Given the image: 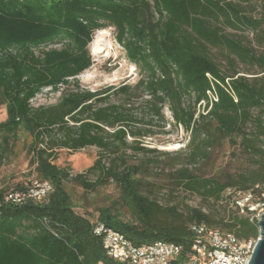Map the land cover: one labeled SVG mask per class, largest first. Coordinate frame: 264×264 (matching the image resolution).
Instances as JSON below:
<instances>
[{"label": "trees", "instance_id": "16d2710c", "mask_svg": "<svg viewBox=\"0 0 264 264\" xmlns=\"http://www.w3.org/2000/svg\"><path fill=\"white\" fill-rule=\"evenodd\" d=\"M108 26L126 58L146 75L134 85L94 91L75 80L56 103L32 106L43 88L59 91L92 64L88 45L97 30ZM212 48L221 52L224 64ZM211 88L218 99L202 106ZM135 89L149 96L153 117L165 121L166 105L173 124L190 133L189 161L207 158L208 150L225 139L250 161L243 170L218 177H201L184 167L176 172V185L226 207L227 188L259 195L264 183V0H0V104L6 109L0 121V162L21 133H28L36 174L52 185L41 203L18 205L4 202L3 195L24 186L0 189V264H122L106 254L94 232L96 219L74 209L68 180L90 190L114 182L132 218L124 220L106 207L99 221L136 245L156 240L180 245L174 264L192 252L193 223L239 238L258 236L256 223L228 207L222 216L187 205L179 210L142 192L146 162L129 163L123 151L157 152L137 139L134 145L127 141V136L152 131L136 129L139 119L131 107L109 101L111 92L129 100ZM86 146L102 154L120 151L107 164L103 155L93 161L87 171L97 173L94 181L52 161L56 148Z\"/></svg>", "mask_w": 264, "mask_h": 264}, {"label": "rangeland", "instance_id": "374dc122", "mask_svg": "<svg viewBox=\"0 0 264 264\" xmlns=\"http://www.w3.org/2000/svg\"><path fill=\"white\" fill-rule=\"evenodd\" d=\"M104 29L110 34L117 50V57L94 60L91 55L92 64L87 69L75 78H70L69 84L62 85L59 91H51L48 87L43 88L31 100L32 106L37 107L56 103L63 92L73 88L75 80L78 81L81 88L94 91L109 86H120L124 83L134 85L139 78L146 75V72L141 70L138 65L126 58L122 46L115 39L114 28L108 26ZM246 35L248 39L252 38L251 33ZM54 46L58 47L59 44ZM211 52L222 64L225 63L218 49L212 48ZM239 69L245 70V66L240 64ZM133 93L129 100H126L124 95L111 92L109 101L115 104L125 103L126 107H131L132 113L139 119L138 122L134 123L136 129L141 131L149 129L152 131L150 134L137 138L127 136V141L129 145H134V139H137L143 147L155 149L157 152L143 153L134 151L131 148H126L123 151L129 163L141 165V163L146 162L142 192L156 199L162 205H176L179 210H184L187 205L200 208L202 211L216 216L224 215L227 207L219 200L202 199L195 193L184 191L182 186L176 185L174 181L176 172L185 167L201 177H218L224 173L235 174L250 166L248 157L243 155L237 145H233L225 139L208 150L207 158H197L195 161H189L191 148H188L187 143L190 133L181 125L175 126L173 124L171 112L166 105L162 109L165 121H161L150 114L146 102L149 96L138 89L133 90ZM198 108L201 110V107L198 106ZM5 117V105L0 104V121H3ZM150 119L153 122L149 124L147 121ZM31 140L32 136L30 134L21 133L11 153L0 162V189L11 188L15 185L27 187L36 181H48L37 176L35 164L31 163L32 157L28 153V145ZM53 152L52 161L56 165L68 167L71 175L81 173L89 181H94L97 178L96 172L87 171L96 158L103 155V159L107 164L114 156L120 154V151L114 154L109 152L102 154L101 150L95 146H86L77 151L56 148ZM154 158L157 159L156 162H148ZM66 189L70 194L74 209L79 213H89L96 221L99 220L100 209L106 207H110L113 212H117L119 217L124 220L132 218L130 210L119 199L118 186L111 180L98 186L95 190L85 189L78 182L68 180Z\"/></svg>", "mask_w": 264, "mask_h": 264}, {"label": "built area", "instance_id": "2783aa9c", "mask_svg": "<svg viewBox=\"0 0 264 264\" xmlns=\"http://www.w3.org/2000/svg\"><path fill=\"white\" fill-rule=\"evenodd\" d=\"M217 99L214 88H211L207 90L206 100L201 101L202 106L206 102L211 105ZM51 190L50 182L36 181L22 190H7L3 201L13 205L26 201L41 203ZM223 196V202L227 201L228 209L250 222L257 224L264 213V183L260 186L258 196L235 188H227ZM191 229L195 233L192 252L182 264H247L259 237L258 234L255 238H239L219 227H208L199 223H193ZM94 232L101 236L106 254L122 264H174L175 259L182 253L180 245L163 240L136 245L122 232L99 220L96 221Z\"/></svg>", "mask_w": 264, "mask_h": 264}, {"label": "bare ground", "instance_id": "6f19581e", "mask_svg": "<svg viewBox=\"0 0 264 264\" xmlns=\"http://www.w3.org/2000/svg\"><path fill=\"white\" fill-rule=\"evenodd\" d=\"M89 48L94 60L117 57V50L110 38V34L105 29H100L93 35Z\"/></svg>", "mask_w": 264, "mask_h": 264}, {"label": "water", "instance_id": "95a60500", "mask_svg": "<svg viewBox=\"0 0 264 264\" xmlns=\"http://www.w3.org/2000/svg\"><path fill=\"white\" fill-rule=\"evenodd\" d=\"M259 237L247 264H264V213L257 223Z\"/></svg>", "mask_w": 264, "mask_h": 264}, {"label": "crops", "instance_id": "0c3cea01", "mask_svg": "<svg viewBox=\"0 0 264 264\" xmlns=\"http://www.w3.org/2000/svg\"><path fill=\"white\" fill-rule=\"evenodd\" d=\"M6 118V117H5Z\"/></svg>", "mask_w": 264, "mask_h": 264}]
</instances>
